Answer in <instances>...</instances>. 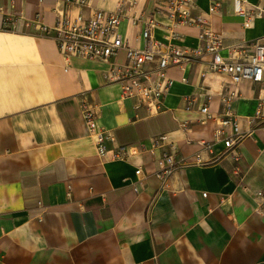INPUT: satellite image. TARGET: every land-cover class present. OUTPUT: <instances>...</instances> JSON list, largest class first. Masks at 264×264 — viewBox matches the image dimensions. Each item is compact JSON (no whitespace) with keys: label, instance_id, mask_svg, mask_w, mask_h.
Wrapping results in <instances>:
<instances>
[{"label":"crops","instance_id":"obj_1","mask_svg":"<svg viewBox=\"0 0 264 264\" xmlns=\"http://www.w3.org/2000/svg\"><path fill=\"white\" fill-rule=\"evenodd\" d=\"M122 1L72 8L89 16ZM136 1L119 27L130 47H146L142 33L152 20L154 40L203 46L201 27L173 28L156 0ZM211 3L197 0L193 16L204 14L222 37L223 57L232 47L264 43V16L245 27L234 0L214 13ZM259 5L264 10V1L248 0L246 9L255 13ZM65 8L62 0H0V264H264V83L236 85L211 70L205 54L168 71L163 108L150 113L107 81L110 62L59 52L44 27L52 29ZM124 60L122 52L111 61ZM83 100L97 107L99 128L115 137L105 157ZM204 105L212 118L200 112ZM229 111L240 135L226 148L215 130ZM160 135L179 146V166L166 180L157 175L159 151L114 157L120 146L149 145ZM205 141L212 148L202 155L213 162L197 164Z\"/></svg>","mask_w":264,"mask_h":264},{"label":"built area","instance_id":"obj_2","mask_svg":"<svg viewBox=\"0 0 264 264\" xmlns=\"http://www.w3.org/2000/svg\"><path fill=\"white\" fill-rule=\"evenodd\" d=\"M67 8L59 10L57 21L52 29L44 27L46 34L53 36L59 52L66 58L79 57L88 60H101L110 62L111 67L106 73L109 83L118 84L122 90L123 99H135L139 104L148 108L150 113H158L163 108V102L168 95L171 81L168 71L175 66L192 62L205 54L212 56L211 70L226 74L238 85L243 81L255 84L264 83V43L254 42L239 45L229 49L228 57L221 55L223 49L222 37L214 33L207 24L204 14L193 16L197 9V0H156L157 12L167 17L174 27L177 26H199L202 28L200 39L203 46L200 48L179 47L165 45L154 40L151 30L157 25L156 20L147 23L143 30V37L147 40L144 48H132L126 43L119 33V27L126 16L128 5L133 6L136 0H123L114 11L94 10L89 16L72 7L82 9L88 7L90 0H62ZM223 0H212L210 12L220 10ZM264 0H260V3ZM236 12L245 17V27L252 24L255 16H264L261 6H256L255 13H249L246 9L248 0H234ZM124 53L125 60L120 63L112 62L120 53ZM236 92L223 95L224 102L230 103ZM195 99L189 100L187 110H192ZM230 105L228 104V107ZM81 109L91 134L95 138L97 152L105 157L109 150L106 143H115V137L111 133L99 128L97 107L83 100ZM230 110V108H229ZM200 112L206 118H212L209 105L200 108ZM230 111L225 117L219 119L215 130V137H223L226 148H230L236 142V136L240 135L239 123ZM187 128V122L182 124ZM228 130L232 133L228 134ZM202 149L195 154L197 164H209L212 160L204 159L202 153L212 148V142L200 143ZM144 151L151 155L159 151L155 163L157 164V175L168 179L179 166V146L169 142L165 135L151 139L150 144L139 146H120L115 150L114 157L125 160L128 157L138 155ZM136 173L139 175L141 169ZM260 196L263 194L260 193ZM207 197V193H203Z\"/></svg>","mask_w":264,"mask_h":264}]
</instances>
